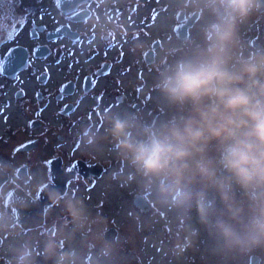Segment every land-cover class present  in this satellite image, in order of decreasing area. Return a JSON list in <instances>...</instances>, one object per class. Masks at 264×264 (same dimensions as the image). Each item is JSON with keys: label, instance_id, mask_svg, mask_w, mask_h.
<instances>
[{"label": "clouds", "instance_id": "obj_1", "mask_svg": "<svg viewBox=\"0 0 264 264\" xmlns=\"http://www.w3.org/2000/svg\"><path fill=\"white\" fill-rule=\"evenodd\" d=\"M176 10L202 18L198 37L165 49L151 87L163 115L131 110L100 114L84 125L81 148L111 150L123 162L115 176L168 212L179 238L174 255L195 250L200 264H264V47L239 54L240 32L264 13V0H175ZM42 193L62 218L34 237L17 217ZM151 227L150 220L129 217ZM107 218L71 190L61 192L40 171L0 159V250L8 264H124Z\"/></svg>", "mask_w": 264, "mask_h": 264}, {"label": "flooded vegetation", "instance_id": "obj_2", "mask_svg": "<svg viewBox=\"0 0 264 264\" xmlns=\"http://www.w3.org/2000/svg\"><path fill=\"white\" fill-rule=\"evenodd\" d=\"M166 8L155 7L152 15L170 14L171 31L180 40L195 17L183 41L198 37L194 31L202 22L200 16L180 15L177 10L168 13ZM57 9L64 19L57 27H39L28 21V26L22 23L12 37L0 41V159L40 171L58 190L67 183L66 191L75 192L76 184L95 185L108 170L107 162L95 154L82 153V127L99 126L100 114L111 107V103L105 106L108 99L130 105V10L134 6H121L118 0H80L73 10L65 11L57 0ZM60 29L76 37L52 38ZM162 35L153 38L144 56L157 45V59L164 46ZM240 36V42L254 49L264 47V13L246 24ZM75 164L86 168L87 172L82 170L86 176L77 172L68 180ZM60 219L51 205L43 214L41 207L33 205L24 210L23 218L17 217V227L39 237L51 234ZM5 239L0 236V248ZM0 264H8L3 250Z\"/></svg>", "mask_w": 264, "mask_h": 264}, {"label": "rangeland", "instance_id": "obj_3", "mask_svg": "<svg viewBox=\"0 0 264 264\" xmlns=\"http://www.w3.org/2000/svg\"><path fill=\"white\" fill-rule=\"evenodd\" d=\"M129 3L130 7L134 6V11L130 10V75H128L130 85L127 88L130 105L117 104L114 99H108L104 103L106 107L111 103L109 110H131L143 119L155 121L164 114L163 109L157 106L154 89L151 87V80L159 66L158 62L163 59L166 48L193 39L183 41L185 39L180 40L172 33L170 14L166 17L159 13L156 16L152 15V9L160 6H166L168 13L174 12L175 0H118L121 6ZM161 19L163 21L160 22ZM28 21L35 22L39 27L45 25L54 28L63 23L64 19L58 13L57 0H0V41L8 35L12 37L22 23L25 22L28 26ZM202 22L194 31L197 36ZM161 33L164 46L159 50L157 59L155 56L154 65H149L147 61L145 62L144 51L153 38L159 37ZM239 39H242V36ZM251 50L254 48L248 42L241 41L239 54ZM95 114H99V111L96 110ZM95 121L97 122L96 118ZM56 130L60 131V128L55 127ZM96 157L107 162L106 175L92 186L87 183L76 184L74 191L86 200L96 214L107 218L108 230L110 228L118 230L121 241L120 255L124 259V264H200L202 258L195 250L188 251L183 256L174 255L170 251L174 247V237L179 238V229L173 231L168 212L160 208L149 194H145L150 206L148 210H143L135 204L137 195L134 185L131 182L124 183L115 176L116 173L123 174L125 169L123 162L116 159L111 150L103 156ZM54 213L58 218H62L58 209H54ZM130 216L137 220H150L152 225L148 227L134 224ZM250 261L251 258L248 264Z\"/></svg>", "mask_w": 264, "mask_h": 264}, {"label": "water", "instance_id": "obj_4", "mask_svg": "<svg viewBox=\"0 0 264 264\" xmlns=\"http://www.w3.org/2000/svg\"><path fill=\"white\" fill-rule=\"evenodd\" d=\"M78 2H80V0H69L67 2H64V0H60V8H62L65 11H70V10H73L74 5L76 3H78ZM181 14H183V13L181 12L180 15ZM194 19H195V17H192L190 19L188 28L191 27L194 24V22H195ZM188 28H184V30H183L185 35H181L180 34L182 39H187L188 38V35L186 33V30L188 31ZM65 36L74 37V38L76 37V36L70 35L69 32L65 31V29H60V30L55 32L54 37H52V38H63ZM156 48H157V45H154L152 50H149V51L146 52L145 57H146L147 63L152 64V63L155 62V55H156L155 49ZM78 166H80V165L75 164L74 167L71 169V176L69 177L68 180H72L76 176L77 172H82L83 176H86L85 175V171L87 172L86 168L82 169V167L79 168ZM95 167H97V166H95ZM100 167H102V166L100 165ZM82 170H85V171H82ZM100 175H101V173H97V176H100ZM55 188L58 189L57 187H55ZM66 189H67V183H66L64 189L61 192L66 191ZM135 204L138 207H140L141 209H143V210H148L150 208V206H149V204H148L146 199L144 200L143 204H140L139 200L136 198ZM35 205H38L39 207H41V213L42 214L44 213L45 207L46 206H50L49 202L47 201L46 198H44L42 193H40L39 198L37 199V204H35ZM42 222L43 221H40L38 224L41 225ZM118 234H119L118 230L115 229V228H110L108 230V233H107L109 238H111L112 236H118ZM250 264H253V259L252 258H251Z\"/></svg>", "mask_w": 264, "mask_h": 264}]
</instances>
